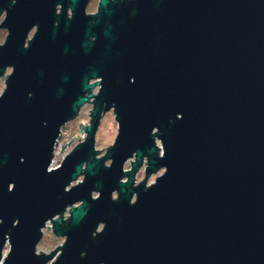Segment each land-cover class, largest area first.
Instances as JSON below:
<instances>
[{
  "label": "water",
  "instance_id": "1",
  "mask_svg": "<svg viewBox=\"0 0 264 264\" xmlns=\"http://www.w3.org/2000/svg\"><path fill=\"white\" fill-rule=\"evenodd\" d=\"M86 1L0 0V264H264V0Z\"/></svg>",
  "mask_w": 264,
  "mask_h": 264
},
{
  "label": "rangeland",
  "instance_id": "2",
  "mask_svg": "<svg viewBox=\"0 0 264 264\" xmlns=\"http://www.w3.org/2000/svg\"><path fill=\"white\" fill-rule=\"evenodd\" d=\"M2 17H4V12H2L0 14V23L2 21ZM7 32L6 29L4 28H0V43L3 42L6 38ZM10 68L8 67L6 69L5 72H9ZM5 82H6V76H0V94L2 93V90H4L5 88ZM91 105H85L84 107H82V111L78 117V121H71L70 123H67V125L63 126L62 130V136L60 137V142H66L67 139H69L70 135H76L74 140L71 142V144L68 145V147L66 146V148L63 150V152H61L60 150V146L57 148V154L54 158L53 163H56L60 160H62L64 158V156L70 152L71 148L74 147V145L76 144V142H78L82 136H84V132L82 131V128L84 126L82 120H86L89 121L88 117V113L90 111ZM114 112L113 111H109L108 113H106L101 120V123L99 124L97 133H96V145L99 148V146H102L100 149L101 150H105L107 147V143L113 142L115 139V136L117 135L118 132V125L116 122V119L114 117ZM146 162V161H145ZM145 164V163H144ZM126 166L128 167V165L126 164ZM145 167V165H144ZM143 172V173H142ZM140 173V178L145 177V173H144V168L143 171ZM159 172H162V170H160ZM158 175V173L156 174H151L148 179L147 182H150V180H155V177ZM82 179V177H80V179L75 180L72 182L71 185L75 184L76 182L80 181ZM70 185V186H71ZM115 194V193H114ZM66 214H70L69 212V208L66 209V211L64 212ZM51 221L47 222L46 227L44 228V235L42 238V242H40L38 244V250L39 249H45V248H51V247H55L57 248L58 246L62 245L60 243L61 240H64L65 237L64 236H57L51 229ZM103 225L99 226V229H102ZM51 264V262L49 263Z\"/></svg>",
  "mask_w": 264,
  "mask_h": 264
},
{
  "label": "flooded vegetation",
  "instance_id": "3",
  "mask_svg": "<svg viewBox=\"0 0 264 264\" xmlns=\"http://www.w3.org/2000/svg\"><path fill=\"white\" fill-rule=\"evenodd\" d=\"M16 0H11V2L12 3H14ZM116 3H115V2ZM99 2H100V0H87L86 1V5H85V14H95V12H97L98 11V6H99ZM124 1L123 0H109L108 1V5H111V4H116L117 6V8H118V10H120V8H121V4L123 3ZM61 10H62V4H56V6H55V12H56V15H59L60 14V12H61ZM135 10V9H134ZM134 10H131L130 11V15H133L134 13H135V11ZM73 13V10H72V6H71V4L70 3H68V5H67V8H66V16H67V18L68 19H70V18H72V14ZM55 24H57V21H55ZM35 29H36V27H33L32 29H30V31H29V33H28V35H27V37H26V41H25V47L26 46H28V42H29V40L32 38L31 36H33V34H34V32H35ZM6 32H7V30H6ZM8 33V32H7ZM91 39L94 41V39H95V37H94V35L91 37ZM10 69V71H9V74L12 72V67H9ZM8 74V75H9ZM7 75V76H8ZM100 80H101V77L100 76H98V77H95V78H90L89 80H88V82L90 83V84H94V86L92 87V88H90V89H88L87 91H86V95H91V96H89V99H88V101H86L81 107H79V111H78V113H77V116L75 117V118H73L72 120H70L69 122H67V123H70L71 121H78V117H79V115H80V113H81V111H82V107H84L85 105H91V108H90V111H89V113H88V117L87 118H89V122H90V120H91V109H92V107H93V100H94V96L98 93V90H99V88H100ZM114 106L113 107H111L108 111H105V112H102V116H101V120H102V117L106 114V113H108L109 111H113L114 112ZM114 115H115V112H114ZM101 120H100V123H101ZM117 122V121H116ZM67 123H66V125H67ZM118 125V124H117ZM62 136V131H61V134H60V136H59V138L57 139V146H55V148H54V151H53V160H52V162L54 161V158H55V156H56V154H57V148L60 146V151L61 152H63V150L66 148H64V149H62V146L63 145H65V144H67L69 141H70V139H72L73 137L75 138V136L76 135H70V137H69V139H67V141L66 142H60V137ZM85 134H84V136H82L81 138H79L80 140L78 141V143L80 142V141H82V140H84V138H85ZM77 143V144H78ZM77 144H75L74 145V147H72L70 150L72 151L74 148H75V146L77 145ZM69 145V144H68ZM68 145H66L67 147H68ZM109 146H111V144L109 145ZM109 146H107L106 147V149L103 151V150H100L101 151V154H104V153H106V151L108 150V147ZM95 149H97L96 148V146H95ZM99 150V149H98ZM70 151V152H71ZM63 160V159H62ZM61 160H60V163L58 164V165H56V166H59L60 164H61ZM109 160H107L106 161V164L108 165L109 164ZM129 160L125 163V165H124V170H128L129 168H130V164H129ZM126 164L128 165V167L126 166ZM56 166H54V167H56ZM143 168H144V165H142V167L140 166L139 167V170L136 172V175H135V181H134V183H135V185L136 184H138V183H140L141 181H142V179L144 180L145 178L144 177H142V179L140 178V173L143 171ZM143 173V172H142ZM141 179V180H140ZM146 183H147V181H146ZM147 185H149V184H147ZM44 232V231H43ZM44 234V233H43ZM43 236L44 235H42V238H43ZM42 238L40 239V241L38 242V244L40 243V242H42ZM64 243V242H63ZM38 244L37 245H35L36 246V252L37 253H40V251L37 249V246H38ZM8 251H9V248H5V250H4V255L6 256L7 254H8Z\"/></svg>",
  "mask_w": 264,
  "mask_h": 264
}]
</instances>
